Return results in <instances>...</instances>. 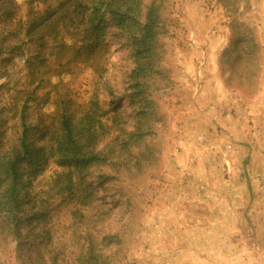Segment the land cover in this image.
<instances>
[{"label": "rangeland", "instance_id": "obj_1", "mask_svg": "<svg viewBox=\"0 0 264 264\" xmlns=\"http://www.w3.org/2000/svg\"><path fill=\"white\" fill-rule=\"evenodd\" d=\"M89 3L0 0V156L22 114L40 145L62 102L94 99L111 150L70 191L53 157L26 171L20 210L0 211V264H264V0H158L141 88L135 21L99 8L103 34L83 40Z\"/></svg>", "mask_w": 264, "mask_h": 264}, {"label": "trees", "instance_id": "obj_2", "mask_svg": "<svg viewBox=\"0 0 264 264\" xmlns=\"http://www.w3.org/2000/svg\"><path fill=\"white\" fill-rule=\"evenodd\" d=\"M89 1V4L83 5L85 9L91 8L85 21V27L82 29L83 40H87V37H92V35L96 40L103 34L104 19L98 13L99 8L112 14L121 25L126 24V28L129 27V21H135V28L130 37L135 66L130 76L135 81L133 87H143L145 83H142L141 78L146 74L148 63H151L148 56L151 52L152 40L158 32L156 22L161 6L158 0H147L146 4L143 3V0ZM222 1L226 4L228 0ZM77 4L82 5L80 2ZM9 22H12V19ZM15 29L16 32L19 31V27ZM96 29H100V32H96ZM92 46V44L87 45L90 48ZM78 107H80L78 110L80 112L76 114L71 112L65 102H62L57 110L59 111V113L57 112V122L53 120L46 127V132L42 135V137L44 135L46 137L44 138L45 143L40 145L34 144L30 139V128L26 125L25 116L22 114L23 131L19 143L13 145L9 152L0 156V191L3 190L1 186L9 181L5 187L6 193L4 195L2 191L0 193V211L20 210V204L23 202L21 197L25 188L23 181L26 171L36 173L50 157H53L59 166L64 167L63 171L58 173L56 183L59 189L68 191L74 188L72 185L75 174L80 175L91 165L110 159L111 150L105 152L104 148L100 147V143L110 135L109 125L100 118L107 115L108 110L97 99L90 100L88 104ZM118 137L119 135H114L112 140L116 141ZM3 182L5 183L2 184ZM83 191L84 189L81 188L76 193L80 199L83 198ZM84 197L83 202L91 201L89 196L85 195ZM5 218L10 223L15 222L11 230L17 233L18 224L21 222L19 214L11 213Z\"/></svg>", "mask_w": 264, "mask_h": 264}]
</instances>
